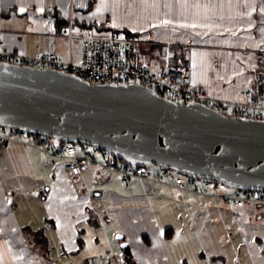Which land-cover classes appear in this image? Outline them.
I'll return each mask as SVG.
<instances>
[{
  "label": "crops",
  "instance_id": "1",
  "mask_svg": "<svg viewBox=\"0 0 264 264\" xmlns=\"http://www.w3.org/2000/svg\"><path fill=\"white\" fill-rule=\"evenodd\" d=\"M136 2L141 6L140 23L129 20ZM69 14L80 25L110 20L112 27L121 30L151 32V46L163 48L159 56L170 49L175 53L173 63L190 59L187 89L241 100L242 89L253 88L259 74L264 96V0H85L79 6L74 0H0L4 46L25 55L43 49L65 54L64 28L58 32L55 21L57 17L66 21ZM29 148L18 142L0 143V264H42L43 249L31 250L26 243V237L39 229L44 234L38 244L46 245L50 264H98V255L102 264H116L118 251L126 264H186L172 248L178 231L169 222H160L156 207H174L180 201L183 220L194 229L193 195H198L204 205L211 201L209 206L222 214L224 223L228 219L222 205L228 201L165 182L134 179L128 184L95 164L77 176L55 165L47 185L44 168L38 166L39 173L34 170L39 159ZM18 188L23 193H14ZM40 204L42 216L37 219ZM252 205L259 209L263 204ZM231 208L242 241L249 249H257L253 260L260 264L262 251L247 204L238 211ZM254 215L258 222L263 217L260 212ZM111 230L123 234L116 237L127 243L120 250L111 242Z\"/></svg>",
  "mask_w": 264,
  "mask_h": 264
},
{
  "label": "water",
  "instance_id": "2",
  "mask_svg": "<svg viewBox=\"0 0 264 264\" xmlns=\"http://www.w3.org/2000/svg\"><path fill=\"white\" fill-rule=\"evenodd\" d=\"M0 124L96 145L130 164L264 188V121L176 102L142 83L0 61Z\"/></svg>",
  "mask_w": 264,
  "mask_h": 264
},
{
  "label": "built area",
  "instance_id": "3",
  "mask_svg": "<svg viewBox=\"0 0 264 264\" xmlns=\"http://www.w3.org/2000/svg\"><path fill=\"white\" fill-rule=\"evenodd\" d=\"M94 25L99 30L110 28V31L107 34L95 33L92 26L76 24L69 14L63 29L67 47L65 54L51 49H43L33 55L15 52L4 46L0 31V61L69 72L89 82L142 83L176 102L198 101L223 113L227 109L230 111L228 115H243L264 121L261 75L254 77L253 88L242 89L241 100L230 101L190 90L186 88L192 71L188 57L173 63L171 60L175 53L166 49L158 60L155 54L149 55L150 50L145 49L137 34L112 27L110 20ZM9 142L39 150L50 164L61 166L71 176H77L89 165L95 164L122 177L128 184L134 179L141 183L146 180L165 182L179 190L201 192L228 201L236 211L246 204H264V188L237 187L217 178L195 177L158 164L149 169L146 165L130 164L96 145L78 141L77 146L75 142L38 131L0 124V143Z\"/></svg>",
  "mask_w": 264,
  "mask_h": 264
},
{
  "label": "rangeland",
  "instance_id": "4",
  "mask_svg": "<svg viewBox=\"0 0 264 264\" xmlns=\"http://www.w3.org/2000/svg\"><path fill=\"white\" fill-rule=\"evenodd\" d=\"M83 2H85V0H74L75 6L81 5V3ZM140 7L141 6L136 2L134 8H132L133 11L131 13L129 12V20L136 23L141 22L139 12ZM92 27L94 29V32L98 34H107L110 31V28L99 30L94 24L92 25ZM137 33L140 42L145 45V49H149L150 47L152 48L150 54H148H155L159 58V53H162L163 49H161L158 45H153V47L151 46V37H153V35H151V32L147 31ZM148 54L147 56H149ZM223 111L227 114L230 113V111L227 109H224ZM75 143L78 146V141H75ZM31 148H29L28 150L30 151ZM32 150L34 151V153H36V156L39 159V162L37 160L34 161V170H36L37 172L40 171L38 170V166L44 168V179L48 183L47 185H49L53 177V165L47 161L45 156L42 155L39 150L35 148ZM146 166L155 168L156 164L151 163L147 164ZM20 185L21 184L19 183L18 186ZM22 191L23 190H21V188H18L14 193H23ZM35 191L31 192V194L33 195ZM42 192L43 191H41V193ZM42 197L43 195L41 194L38 198L41 200ZM193 198H195L196 200V224L194 229L192 225L185 224L183 220V218L185 217V213L180 204V201H178L180 205L177 204L174 207L169 205L166 208H162V206L159 205L160 209H157V207L155 209L161 223H166L165 221H167L178 231V233L176 234V239L174 240L175 246L172 245L173 242H170V245H172V248L177 253V256H179V259L180 256L184 257L186 264H254L253 257L258 256V251L256 248H254L253 250L249 249L242 241L238 230V221L233 218V210L228 204L229 202H225L222 204L223 207H225L226 215L228 218L224 223V221L222 220V214L218 213L217 210H213L212 207L209 206L211 204V201L206 200V204L208 205H204L203 202L198 200V195H193ZM164 209H166V213ZM247 210L249 213V219L257 234V241L260 243V250L262 251L261 257L263 258V262L261 260L260 264H264V204L259 209L256 208L255 205L247 204ZM35 212H37L38 214H36L37 219H40L42 216L41 204L40 207L35 210ZM254 212H260L263 214V217L261 218V220H259V222L255 220ZM44 217L45 216L43 214V218ZM32 232L34 233L32 236L26 237V243L31 248V250L33 247L40 248V250L43 249V254L46 257V260L49 259L51 255L48 253L46 245L38 244V237L44 234L42 229ZM119 233L122 232L119 230L114 233H112V230L109 231L111 242H115L114 246H117L116 250H118L117 248H119L120 250L121 243L123 242H119L118 239H116V235ZM52 255L53 257H55L54 253H52ZM121 255V251L115 252L114 259L116 261V264H126ZM81 256L82 255H80L78 258H80ZM101 257V255L96 256L98 264H102L100 261ZM46 260L42 264L51 263L47 262Z\"/></svg>",
  "mask_w": 264,
  "mask_h": 264
},
{
  "label": "trees",
  "instance_id": "5",
  "mask_svg": "<svg viewBox=\"0 0 264 264\" xmlns=\"http://www.w3.org/2000/svg\"><path fill=\"white\" fill-rule=\"evenodd\" d=\"M65 24H66V21H64V20H62L61 18H56V21H55V27H56V29H57V31L58 32H61L62 31V29L64 28V26H65ZM82 25H85V26H92L91 24H82ZM125 31H127V32H132V31H130V30H128V29H125ZM132 33H135V32H132ZM136 34V33H135ZM161 49H163L162 47H161ZM161 53V52H160ZM116 159H118V158H116ZM126 252H127V250H126ZM127 258H129L128 256H126V259Z\"/></svg>",
  "mask_w": 264,
  "mask_h": 264
},
{
  "label": "snow or ice",
  "instance_id": "6",
  "mask_svg": "<svg viewBox=\"0 0 264 264\" xmlns=\"http://www.w3.org/2000/svg\"><path fill=\"white\" fill-rule=\"evenodd\" d=\"M20 11H23V9H20Z\"/></svg>",
  "mask_w": 264,
  "mask_h": 264
}]
</instances>
